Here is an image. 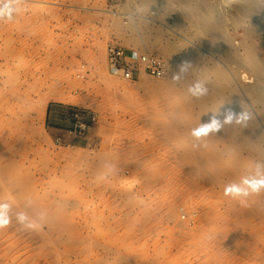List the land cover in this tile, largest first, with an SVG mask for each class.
I'll list each match as a JSON object with an SVG mask.
<instances>
[{"label": "rangeland", "instance_id": "374dc122", "mask_svg": "<svg viewBox=\"0 0 264 264\" xmlns=\"http://www.w3.org/2000/svg\"><path fill=\"white\" fill-rule=\"evenodd\" d=\"M15 3L22 11L0 21V264H264L263 190L225 195L259 187L258 178L247 167L229 181L233 167L210 162L222 143L194 137L204 123L173 79L188 49L220 60L204 53L212 36L197 29L196 2ZM251 13L218 33L259 46L264 60V25ZM110 44L134 62L162 59L166 44L175 67L127 82L107 65ZM210 67L200 77L213 80ZM76 109L94 117L86 133L56 134L54 111Z\"/></svg>", "mask_w": 264, "mask_h": 264}, {"label": "bare ground", "instance_id": "6f19581e", "mask_svg": "<svg viewBox=\"0 0 264 264\" xmlns=\"http://www.w3.org/2000/svg\"><path fill=\"white\" fill-rule=\"evenodd\" d=\"M194 1L196 2L194 12L198 15L197 29L205 30L212 36L210 46L214 50H211L210 53L204 51V53L210 56L211 53L218 54L220 60L215 63L211 60V62L205 59L206 57H203L202 52L197 53L192 49H188L182 54V64L187 62V71L179 74L182 78L181 90L185 91L196 81H202L205 84L207 89L206 93L202 96H194V105L198 108V119L204 124L215 119L220 124V128L218 131L208 133L209 142L222 143V148L211 153L209 152L208 159L210 162L215 165L229 164L233 167V169L225 174V177H227L229 181L235 177L237 172L239 173L240 170L248 167L256 174L255 178H258L260 187V184L264 183V181H261V177L264 178V60L259 57L260 51L257 49L259 46L253 47L252 42L251 45L247 44L244 40L238 42V46L240 47L235 46L231 38L221 36L218 31L220 30L221 24L226 21L240 24L242 18L240 14L246 12L256 14L260 26H262L264 25V9H262L258 4L259 2L257 1V3L255 0H220V2L217 1V4L214 3L215 5L211 6H208L201 0ZM179 23L181 22L178 21L177 25H180L179 28L182 29ZM209 24H213V26ZM223 35H225V33ZM236 40L239 41L238 38ZM246 41H248V39ZM257 45L258 44H256V46ZM161 47L160 57L162 58V62L173 70L172 68L175 67V63L172 60L171 54H173V52L171 46L165 44ZM210 64L212 67H210ZM206 67L212 68L214 79L211 81H209L210 76L200 77ZM187 74H190L191 78H188ZM243 81L252 82V85L248 88H243L241 83ZM170 86L173 87L172 84H170ZM240 112L248 114L249 118L244 121V118L241 117L240 123H237L235 118H232L231 122H225L226 116H230L231 113ZM126 182L128 185H132L134 176H129ZM262 190L264 192V188H261V191ZM41 209H43V207ZM254 210L256 211V209ZM248 214L250 215V213ZM47 221L48 217L46 222ZM50 222H53V220ZM54 223L55 222L52 224ZM41 226L39 227L41 228ZM38 231L40 232V230ZM38 231L36 234L39 233ZM40 233L39 236H43V242L45 237L43 233ZM39 236L37 238L41 239ZM46 241L49 242L47 239Z\"/></svg>", "mask_w": 264, "mask_h": 264}, {"label": "built area", "instance_id": "2783aa9c", "mask_svg": "<svg viewBox=\"0 0 264 264\" xmlns=\"http://www.w3.org/2000/svg\"><path fill=\"white\" fill-rule=\"evenodd\" d=\"M7 3L8 1L0 2V8H3ZM105 57L110 70L127 82H135L141 74H147L154 79H162L165 76L164 64L154 54H142L138 61L134 62L127 60L122 47L110 44L105 48ZM68 119L71 123V133L81 136L86 133L94 117L76 109L70 112Z\"/></svg>", "mask_w": 264, "mask_h": 264}, {"label": "clouds", "instance_id": "9594fccd", "mask_svg": "<svg viewBox=\"0 0 264 264\" xmlns=\"http://www.w3.org/2000/svg\"><path fill=\"white\" fill-rule=\"evenodd\" d=\"M22 11L19 7L16 6L15 0H8V3L3 7L0 8V21H8L11 22L13 19L14 14H19ZM187 71V62L184 64H181L179 66L178 72L173 75L174 80L180 79V73ZM207 89L205 87V84L202 81H196L194 84L189 86L188 92L192 96H202L206 93ZM241 117L244 118V121H246L249 117L248 114L244 112L240 113H231L230 116L225 117V122H231L232 118H235L237 123L241 122ZM220 128V124L215 120H211L208 123L202 124L201 127L193 132L194 137L199 139L202 135H207L210 132L218 131ZM201 129L204 131L201 132ZM200 133L197 135L196 133ZM261 188H264V183L260 184V187H256L254 189L249 190L246 187H240V186H233L232 191H225V195L232 196L233 198H240V197H247L251 195L253 192H259ZM23 220V217L20 218ZM8 222L5 221L3 223H0V228L7 227Z\"/></svg>", "mask_w": 264, "mask_h": 264}, {"label": "crops", "instance_id": "0c3cea01", "mask_svg": "<svg viewBox=\"0 0 264 264\" xmlns=\"http://www.w3.org/2000/svg\"><path fill=\"white\" fill-rule=\"evenodd\" d=\"M50 117V115H49ZM71 128V123L67 115L62 110H55L52 116V129L57 132H66Z\"/></svg>", "mask_w": 264, "mask_h": 264}, {"label": "snow or ice", "instance_id": "6c2138e0", "mask_svg": "<svg viewBox=\"0 0 264 264\" xmlns=\"http://www.w3.org/2000/svg\"><path fill=\"white\" fill-rule=\"evenodd\" d=\"M202 131H204V130H203V129H201V132H202ZM196 134H197V135H199L200 133L198 132V133H196Z\"/></svg>", "mask_w": 264, "mask_h": 264}]
</instances>
